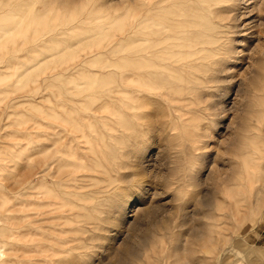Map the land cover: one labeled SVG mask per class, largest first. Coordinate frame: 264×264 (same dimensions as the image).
<instances>
[{
  "label": "rangeland",
  "instance_id": "rangeland-1",
  "mask_svg": "<svg viewBox=\"0 0 264 264\" xmlns=\"http://www.w3.org/2000/svg\"><path fill=\"white\" fill-rule=\"evenodd\" d=\"M150 1L0 0V264H70V254L92 250L93 230L103 220L102 190L126 187L119 177L135 171L131 153L139 157L151 143V134L141 142L152 111L145 97L160 105L152 120L161 131L152 145L155 171L132 177L133 184L154 176V185L165 177L183 186L197 168L203 171V157L215 156L184 251L172 252L181 210L165 211L153 201L120 243L119 231L105 232L117 254L132 247L141 252L139 261L124 264H190V255L204 264H237L229 248L238 245L244 256L264 247V0H246V15L256 19L243 29L237 0L221 6L224 15L212 16L221 41L194 73L201 79L191 76L178 101L168 85L154 79L143 85L138 74L142 57L154 59L155 30L142 21L154 18ZM241 33L247 53L235 50ZM249 41L255 43L249 47ZM226 62L236 65L231 73L221 72ZM237 73L241 88L230 110L212 107L219 76ZM206 137L215 140L213 147H205ZM43 144L51 147L33 154ZM241 264L252 261L245 257Z\"/></svg>",
  "mask_w": 264,
  "mask_h": 264
},
{
  "label": "snow or ice",
  "instance_id": "snow-or-ice-1",
  "mask_svg": "<svg viewBox=\"0 0 264 264\" xmlns=\"http://www.w3.org/2000/svg\"><path fill=\"white\" fill-rule=\"evenodd\" d=\"M238 3V16L237 19L240 20L241 16L244 19L240 20L239 28L243 29L244 24L251 23L256 18L251 15H246V0H237ZM231 10V9H229ZM239 35L236 43V49L241 52L247 53L249 48H244L239 41ZM245 39H247L245 37ZM249 47L255 43V41H249ZM247 63L248 57L245 55L242 57ZM236 65L232 63H225L221 69V72L231 73V70ZM244 65H241L243 67ZM220 87L218 93L215 96V103L212 107H217L218 105L228 104L229 108L225 109V112L230 110L232 100L235 98L237 92L240 90L241 85L239 82V74H226L220 75ZM227 94L226 99L222 97ZM148 104L152 105V111L146 113L145 118L150 121V125L146 127L141 132V142H144V138L150 135L151 143L147 145V150L143 152L139 157L136 153H131L133 157V164L131 165L135 171H130L126 175L119 177V180L126 185L124 188H114V191H108L103 189L101 195L104 197L99 203L98 208L101 210L103 215V220L98 221V226L93 230L91 239L97 241L92 247V250L86 253L83 257L78 255H71L70 264H108L110 260L116 259L118 264H124L125 260L135 259L137 261L141 258V252L138 247L129 248L128 252H121L117 254L115 252L116 244L120 243L123 239V235L130 223H139L143 218V214L148 211L149 205L155 201V206H166L165 211L169 208L180 209V223L175 227L174 232L176 235V245L172 249L173 253H181L184 251V237L189 233L186 229H190V221L194 215H199L197 211L196 200L197 197L205 195V189L203 185V179L207 176L208 168L211 165L212 157L215 156L214 152H209L207 156L201 159L200 164L203 167V171L199 168L196 169L194 175H190L187 182L183 186L179 184L170 183L169 179L161 177V182L154 185V176H149V178L142 182H137L133 184L131 181L132 177H138L141 175H147L149 172H154L151 168L150 161L156 156L158 149L152 145L157 143V134L161 131L159 127L156 126V122L152 120L159 113L160 105L154 99L145 97ZM217 124L221 121L217 120ZM210 131L212 130L210 125H206ZM217 135L213 131V136ZM207 144L205 147H213L215 140L211 137H206ZM51 144L37 145L33 149V154L42 153L46 149L50 148ZM140 183L143 187L137 191L136 188L139 187ZM153 193L155 195H153ZM116 221V224H113ZM106 231L110 232H120V240L113 243V239L110 236L105 235ZM247 231V230H246ZM261 243H264L262 241ZM238 245H234L233 248L228 249V253L233 255V258L237 259V264H241L245 257L252 261V264H260L264 261V247H262L258 252H245L244 256H240L239 253L235 251ZM190 264H204L202 257H196L195 255L189 256Z\"/></svg>",
  "mask_w": 264,
  "mask_h": 264
},
{
  "label": "bare ground",
  "instance_id": "bare-ground-1",
  "mask_svg": "<svg viewBox=\"0 0 264 264\" xmlns=\"http://www.w3.org/2000/svg\"><path fill=\"white\" fill-rule=\"evenodd\" d=\"M153 1H154L152 5L154 7V18H152L153 20L150 21V19L146 17L147 15H145L142 17V21L145 23V26L143 28L149 29V27H152V29L155 30L154 35H156V38L153 40L154 59L150 61L149 58L142 57L140 61V71L138 74L144 79L143 85H148L152 83L153 82V81L151 82L152 79H154V81L157 82V84L163 82V84H166V86L168 85L167 86L168 92H171L174 95V96L172 95V97H174L173 99L177 98L179 100H183L182 96L183 95L185 96L188 88V84L191 82L190 77L193 76L191 78H194L196 81L201 79L200 77H196L195 76L196 74L194 75V73L200 72L202 69L205 68L204 66L205 64L203 65V61L206 59L207 54L216 51V48H218L217 44L218 42L221 41L220 40L221 37L218 36V32H216L217 27L211 21V18H213L212 16L218 14L220 15L222 13L225 14L226 12L225 7L222 8L221 6L229 4L230 2L231 3L235 2V0H153ZM166 8H169V10L166 11L165 10ZM146 13L149 14L150 12H146ZM144 42H146V40H143V42L141 43ZM105 71H109V69L106 68ZM97 73L98 72H95V75H97ZM74 81L75 80H73V82ZM69 121L68 123L67 121L64 122V125L66 126L70 125L72 127L74 123L71 125L69 124ZM75 125L76 123L73 125L72 127L73 129L75 128ZM64 130H62V132H65ZM68 135H69V130H68V134L66 133L65 136L68 137ZM80 135L81 134H79V136ZM75 136L76 135L74 134V137ZM74 137H70V138L73 139L74 141ZM69 152L70 151H68L67 153ZM88 154H91V152ZM93 156L96 157L95 155ZM80 163L82 164V162ZM65 180L67 181V179ZM61 205L63 206V204ZM51 211H49V213ZM58 253H60L59 250L53 253V255H56Z\"/></svg>",
  "mask_w": 264,
  "mask_h": 264
}]
</instances>
